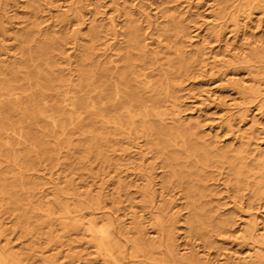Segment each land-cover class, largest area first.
<instances>
[{
  "label": "rangeland",
  "instance_id": "rangeland-1",
  "mask_svg": "<svg viewBox=\"0 0 264 264\" xmlns=\"http://www.w3.org/2000/svg\"><path fill=\"white\" fill-rule=\"evenodd\" d=\"M128 23L141 37V50L132 53L136 63L143 59L136 69L146 75L147 90L171 91L156 105L162 117L153 110L148 119L155 130L179 128L186 141L172 136L167 145L165 138L147 135L137 109V129L111 128L99 151H87L86 134L79 131L68 141L46 136L48 155H32L33 164L21 170L28 192L18 204L0 201V252L19 259L11 264H103L86 228L107 216L126 254L121 264L134 260L130 240L137 226L155 239L163 223L177 251L204 264H242L253 255L252 241L243 236L251 220L264 234V195H251L264 182V0H1L0 76L20 62L21 37L49 39L57 42L49 54L63 79L51 92L70 95L91 62L104 59L105 40L93 42L91 27L113 24L122 33ZM116 40L125 46L123 34ZM89 47L91 61L84 52ZM86 99L61 106L70 110ZM115 112L126 114L124 108ZM77 117L86 122L87 113ZM228 149L242 165L237 191L226 183V170L218 175L215 167L216 151ZM0 171L9 177L19 172L7 162ZM90 201L98 202L93 213ZM61 205L69 215L62 217ZM199 209L211 217L232 215V231L211 234L206 242L191 223Z\"/></svg>",
  "mask_w": 264,
  "mask_h": 264
},
{
  "label": "bare ground",
  "instance_id": "bare-ground-1",
  "mask_svg": "<svg viewBox=\"0 0 264 264\" xmlns=\"http://www.w3.org/2000/svg\"><path fill=\"white\" fill-rule=\"evenodd\" d=\"M7 1L2 0L4 4ZM247 1L250 3L252 0ZM119 34L125 37V46L116 40ZM89 35L93 42L105 40L104 59L100 63L91 62L89 68L85 70L84 78H81L77 86H73L70 95L51 92L57 85L60 86L63 83V79L52 67L53 58L49 54L52 47L56 49L55 41L49 39L37 41L26 36L21 37L20 62L15 67L6 66L2 71L0 76V163L7 162L19 172L9 177L6 172L0 171V201L6 200L8 203L13 201L18 204L21 196L28 192L25 185L29 182L25 180L21 170L33 164L29 161L32 155H48L46 152L50 142L45 138L48 135L61 136L63 141H68L70 132L79 131L86 134L87 151H99L101 145H108V140L113 135L111 128L112 131L118 132L126 128L131 131L137 129V123L133 118L137 109L138 114L141 115L140 129L147 135L155 133L165 138L167 145L169 141H173L172 136L181 138L183 142L186 141L179 128L155 130L151 120L148 119L153 110L156 116L162 117L161 112L156 110V105L169 97L171 91L168 88L162 94V92L147 90L150 84L143 81L141 77L143 74L138 72L136 69L138 63L133 59V50H141L139 48L141 37L136 26L128 23L122 33L118 32L113 24L101 29L91 27ZM110 39L114 41L107 43L106 40ZM91 49L92 47H89L84 50L85 57L90 61ZM139 60L141 62L138 65L143 66V59ZM143 76L146 77L145 74ZM141 86H144V90H138ZM78 96L87 99L83 103L72 104L73 107L70 110L61 106L69 99L75 101L79 98ZM119 108H124L126 114H117L115 110ZM81 112L87 113L86 122L77 117ZM4 138L14 142L3 140ZM155 144L160 149L166 147L159 145L157 141ZM238 158L239 155L232 153L230 149L217 150L215 153L217 174H222V170L225 169V181L228 185L236 187L235 191L241 184L242 165L236 163ZM251 195L256 198L262 197L264 182L255 184ZM152 198L153 196L149 195V200ZM86 206L91 213L99 208L98 202L95 201H90ZM61 209L62 217L65 214L69 215L70 210L67 206L61 205ZM52 213L50 210L47 212L48 215ZM156 219L159 221L158 214ZM191 223L196 225L195 229L201 233V236H205V241L208 242L211 234L223 235L231 232L234 217L221 213L211 217L207 216L203 209H199L193 213ZM62 224L65 229L77 226L76 223ZM207 227L211 230L203 233ZM86 230L99 255L102 256L103 264L122 263L126 254L115 234L119 231H116L117 228L111 217L107 216L100 224L91 220ZM256 230L255 222L251 220L243 236L252 241L255 252L242 264H264V234H257ZM159 231L161 234L159 238H146L143 228L136 227V236L130 240L132 252L129 257L134 258L132 264H204L193 255L180 254L176 249L172 231L163 223H159ZM18 262L17 257L0 252V264ZM42 264H54V261L44 260Z\"/></svg>",
  "mask_w": 264,
  "mask_h": 264
}]
</instances>
